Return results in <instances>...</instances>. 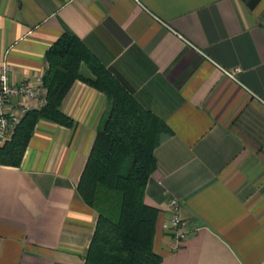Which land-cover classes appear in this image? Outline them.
Returning <instances> with one entry per match:
<instances>
[{
    "label": "crops",
    "instance_id": "1",
    "mask_svg": "<svg viewBox=\"0 0 264 264\" xmlns=\"http://www.w3.org/2000/svg\"><path fill=\"white\" fill-rule=\"evenodd\" d=\"M63 34L170 131L144 193L160 264H264V0H0V71L42 88ZM107 110L74 82L73 125L40 121L20 166H0V264H84L97 215L76 187ZM171 199L191 231L175 249Z\"/></svg>",
    "mask_w": 264,
    "mask_h": 264
},
{
    "label": "trees",
    "instance_id": "2",
    "mask_svg": "<svg viewBox=\"0 0 264 264\" xmlns=\"http://www.w3.org/2000/svg\"><path fill=\"white\" fill-rule=\"evenodd\" d=\"M44 60V104L27 111L15 125L11 139L0 147V166H20L40 121L73 125L61 104L74 82L102 93L108 110L76 187L79 198L97 215L84 264H160L153 250L158 211L144 203V193L156 167L154 150L160 136L170 131L75 36H60ZM82 66L90 77L81 73Z\"/></svg>",
    "mask_w": 264,
    "mask_h": 264
},
{
    "label": "built area",
    "instance_id": "3",
    "mask_svg": "<svg viewBox=\"0 0 264 264\" xmlns=\"http://www.w3.org/2000/svg\"><path fill=\"white\" fill-rule=\"evenodd\" d=\"M41 82V79L38 80ZM44 88H34L27 82L13 85L9 80V69L5 65L0 71V147L11 139L14 127L19 123L22 116L29 110L25 104L37 101L39 107L44 104ZM168 210L171 219L163 224L162 229L173 240L174 249L184 242L190 235L188 223L182 219L181 203L177 199L168 201Z\"/></svg>",
    "mask_w": 264,
    "mask_h": 264
},
{
    "label": "rangeland",
    "instance_id": "4",
    "mask_svg": "<svg viewBox=\"0 0 264 264\" xmlns=\"http://www.w3.org/2000/svg\"><path fill=\"white\" fill-rule=\"evenodd\" d=\"M83 68L85 69V67L83 66Z\"/></svg>",
    "mask_w": 264,
    "mask_h": 264
}]
</instances>
